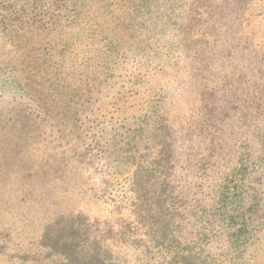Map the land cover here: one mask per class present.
Here are the masks:
<instances>
[{
  "label": "rangeland",
  "instance_id": "374dc122",
  "mask_svg": "<svg viewBox=\"0 0 264 264\" xmlns=\"http://www.w3.org/2000/svg\"><path fill=\"white\" fill-rule=\"evenodd\" d=\"M5 17L15 23L0 26V138L12 120L33 123L21 169L55 158L62 174L0 179V212L18 227L8 256L55 210L126 186L124 145L114 150L112 134L123 142L155 109L170 120L189 207L214 201L243 141L254 159L263 155L264 123L257 115L242 123L246 106L264 102L250 67L264 56V0H18ZM256 236L264 250V217ZM122 256L138 264L133 252Z\"/></svg>",
  "mask_w": 264,
  "mask_h": 264
},
{
  "label": "trees",
  "instance_id": "16d2710c",
  "mask_svg": "<svg viewBox=\"0 0 264 264\" xmlns=\"http://www.w3.org/2000/svg\"><path fill=\"white\" fill-rule=\"evenodd\" d=\"M15 3L18 0H0L3 30L8 31V21L15 23L4 18V12ZM257 56L260 62L253 60L250 67L255 65L260 81H264V56ZM207 62L198 63L208 67ZM206 95L211 100L212 94ZM207 109L215 110L211 105ZM252 115L264 123L262 99L246 106L242 126L247 127ZM161 119L155 109L151 121L141 124L123 142L118 134H112V148L124 145L126 149V186L95 201L81 200L63 211L55 210L12 256L7 251L18 227L8 212H0V263L128 264L122 256L127 250L136 254L138 264H264V250H258L254 241L264 217V197L257 188H264V173L252 181L264 167V153L254 159L247 140L243 141L242 157L221 174L214 201L206 205L199 199L192 208L177 175L179 161L170 120ZM23 123L18 118L12 120L0 138V179L15 178L20 172L29 181L59 178L62 174L55 158L40 169L34 161L23 162L26 169H21L20 152L34 131L33 123ZM112 151L110 157L114 156ZM39 222L35 220V224ZM187 224L195 227L192 234Z\"/></svg>",
  "mask_w": 264,
  "mask_h": 264
}]
</instances>
